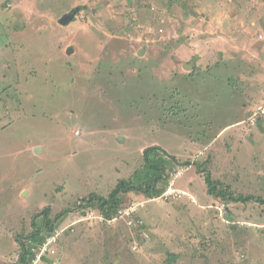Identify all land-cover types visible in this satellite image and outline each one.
I'll list each match as a JSON object with an SVG mask.
<instances>
[{"label": "rangeland", "instance_id": "rangeland-1", "mask_svg": "<svg viewBox=\"0 0 264 264\" xmlns=\"http://www.w3.org/2000/svg\"><path fill=\"white\" fill-rule=\"evenodd\" d=\"M262 100L264 0H0V264L19 263L30 212L108 198L153 146L191 164L168 167L192 195L131 194L142 209L109 224L72 212L56 264H264V205L199 198L210 172L264 199Z\"/></svg>", "mask_w": 264, "mask_h": 264}, {"label": "trees", "instance_id": "trees-1", "mask_svg": "<svg viewBox=\"0 0 264 264\" xmlns=\"http://www.w3.org/2000/svg\"><path fill=\"white\" fill-rule=\"evenodd\" d=\"M18 102L20 103V101ZM256 129L264 130V118H261L258 121ZM71 163L73 165L75 164L74 162ZM170 163H172V166L174 167L191 166L189 162H181L178 158L172 156L160 146L150 147L146 149L143 154V167L137 170L129 180H121L116 185L114 190H112L108 198L98 196L97 194H92L82 199L80 202H77L73 208H66L58 214H56L53 208L50 206L43 208L39 212H30L29 215L31 216H29V227L27 225H23L19 228L20 230L14 232L16 234L14 235L15 241L18 242L20 247V261L18 264H32L33 261L38 257V253H34L32 251V249H34L33 247L40 246L42 249L48 244H50L49 250L47 253L43 254L44 257H42V260L50 264H56L57 261L53 259V255H55L54 251H57V248L62 241H60V237L58 239L56 237L60 236V231L63 232V237L70 233L65 229L66 226L71 224L66 225L65 221L68 215H71V213L74 211L77 212L81 210L82 212L86 213L85 211L89 212L92 206L98 207L106 217L105 224H108L109 221L115 220V215H118L119 210L129 207L135 202L134 199H129V195L141 194L146 199L164 196L170 184V174L175 170L174 167H168ZM199 172L202 173L203 171L199 170ZM79 176L80 174L78 175V178H80ZM135 177L138 179L137 181L132 179ZM205 180L208 186L207 193L212 198L220 199L221 201H225L229 204L258 203L260 205H264V199L261 197H256L251 194L243 195L239 191L233 190V186H231L228 182L214 180L210 172H207ZM166 200L168 203L174 202L171 201L172 197H168ZM188 206V204H185L184 208L182 209L187 211ZM138 218L142 219L140 216H138ZM138 220L134 219V225H137V228L133 229L132 227L133 231L145 229V224L141 223L140 225L139 222H137ZM231 229L236 231L238 227L237 225H233ZM131 251H133L132 248L126 250L125 252L132 257L135 253ZM169 260L170 262H174L177 260V257L173 255Z\"/></svg>", "mask_w": 264, "mask_h": 264}, {"label": "crops", "instance_id": "crops-1", "mask_svg": "<svg viewBox=\"0 0 264 264\" xmlns=\"http://www.w3.org/2000/svg\"><path fill=\"white\" fill-rule=\"evenodd\" d=\"M264 103V101L262 100V104ZM257 106V105H256ZM256 106L253 108V109H255L256 108ZM252 112H253V110H252ZM250 128V127H249ZM247 139H249V137H247ZM231 142H233V141H231ZM263 141L262 140H260V143H262ZM177 158V157H176ZM180 160V159H179ZM181 162H184L183 160H180ZM185 174V173H184ZM211 174V173H210ZM172 187H174V185H171L170 186V184H169V187H168V189H167V191H166V193L168 194V197L170 198V197H172V200L171 201H174V202H169V203H167L168 205H173V204H180L183 200H181L183 197H188V196H190V195H192V191H190V192H187V191H183V190H174V192H172V193H170L169 192V188L171 189ZM174 195H177V197H175ZM205 196H207V197H205ZM205 196L203 197H199L201 200V203H204L205 201L207 202L210 198L211 199H213L212 197H210L208 194H205ZM192 197V201L193 202H195L196 200L194 199V197L193 196H191ZM205 198H208L207 200L205 199ZM163 201H167L166 199H164ZM162 203V202H161ZM189 204H191L190 202H189ZM192 205V204H191ZM185 206V205H184ZM188 209H189V207H188Z\"/></svg>", "mask_w": 264, "mask_h": 264}, {"label": "built area", "instance_id": "built-area-1", "mask_svg": "<svg viewBox=\"0 0 264 264\" xmlns=\"http://www.w3.org/2000/svg\"><path fill=\"white\" fill-rule=\"evenodd\" d=\"M261 118H264V103L261 104V105H258L256 107V109L253 110L252 114H251V117L249 119V126L252 127V128H256L257 125H258V121L261 119ZM168 198V194L165 193L164 196L162 197H159L158 199H161L160 202H162L164 199H167ZM135 206V205H134ZM136 207V206H135ZM129 216L132 215V213L130 212L128 214ZM133 222H134V219H133ZM139 222V221H137ZM136 222V223H137Z\"/></svg>", "mask_w": 264, "mask_h": 264}, {"label": "water", "instance_id": "water-1", "mask_svg": "<svg viewBox=\"0 0 264 264\" xmlns=\"http://www.w3.org/2000/svg\"><path fill=\"white\" fill-rule=\"evenodd\" d=\"M76 10L75 11H73L72 13H70L69 15H65L64 16V18L61 20V24L62 25H65V26H67V25H69L71 22H73L74 20V18H75V16H76Z\"/></svg>", "mask_w": 264, "mask_h": 264}, {"label": "bare ground", "instance_id": "bare-ground-1", "mask_svg": "<svg viewBox=\"0 0 264 264\" xmlns=\"http://www.w3.org/2000/svg\"><path fill=\"white\" fill-rule=\"evenodd\" d=\"M127 209H130L131 213H132V216H134L135 214H137L142 209V207L140 208V207H135V206H129V207H126L124 209L119 210L118 215L121 216L122 212L126 211Z\"/></svg>", "mask_w": 264, "mask_h": 264}, {"label": "clouds", "instance_id": "clouds-1", "mask_svg": "<svg viewBox=\"0 0 264 264\" xmlns=\"http://www.w3.org/2000/svg\"><path fill=\"white\" fill-rule=\"evenodd\" d=\"M249 122V121H248ZM248 125H249V123H248ZM250 127V126H249ZM251 129H256V128H252V127H250ZM162 197V196H161ZM159 198V197H158ZM154 199H157V198H154ZM131 206H134V203L131 205ZM114 221V220H113ZM113 221H109L108 222V224L110 223V222H113ZM104 222H105V219H104Z\"/></svg>", "mask_w": 264, "mask_h": 264}]
</instances>
